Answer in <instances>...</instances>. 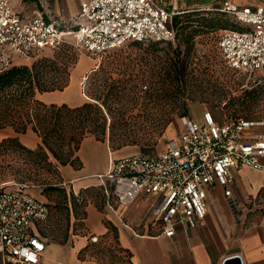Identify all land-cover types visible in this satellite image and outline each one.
Returning <instances> with one entry per match:
<instances>
[{
	"label": "built area",
	"instance_id": "obj_1",
	"mask_svg": "<svg viewBox=\"0 0 264 264\" xmlns=\"http://www.w3.org/2000/svg\"><path fill=\"white\" fill-rule=\"evenodd\" d=\"M209 9V8H208ZM219 10L232 17L238 29H225L216 48L225 65L244 74L247 83L263 69L254 84L264 86V5L240 7L225 2ZM176 9L157 0H79L74 25L58 22L41 12L20 18L11 0H0V70L18 58L64 43L80 45L99 64L101 57L128 41L176 39L172 24ZM83 83V82H81ZM83 88V86H82ZM264 121L228 119L204 109L200 119L183 115L177 137L157 153L136 152L116 158L99 174L107 197L128 205L140 195L152 197L150 210L167 236L179 223L194 225L207 211V188L223 187L233 213V171L242 165L262 168ZM107 182L112 188H107ZM31 184L14 182L0 188V264H41L45 249L34 225L49 215V207L31 192ZM93 236L92 240L96 241Z\"/></svg>",
	"mask_w": 264,
	"mask_h": 264
},
{
	"label": "crops",
	"instance_id": "obj_2",
	"mask_svg": "<svg viewBox=\"0 0 264 264\" xmlns=\"http://www.w3.org/2000/svg\"><path fill=\"white\" fill-rule=\"evenodd\" d=\"M30 1L11 0L20 18L27 19L41 12L61 23L74 25L77 21L79 0H62V6L54 10L57 18L46 15L43 10L30 13L27 5ZM157 1L165 8L173 7L178 11L215 8L225 2L240 7L264 5V0ZM94 65L92 59L79 58L64 89L36 92V97L45 103L82 104L85 99L81 96L79 85ZM8 136H18L30 148L40 143V137L30 127L25 133H16L9 126L1 127L0 139ZM121 149L112 150L108 139L99 140L88 135L75 152L74 163L57 166L61 184L72 188L75 195L82 189L96 186L101 191L102 201L85 204L81 218L82 232L69 237L66 235L65 241H60L62 238L50 239L39 231L38 225L45 220L34 225V232L45 242L41 264H105L95 256L94 247L109 232L113 233L117 245L127 254L128 264H223L227 257L234 255L240 257L242 264H264V166L242 165L233 171L231 191L238 203L237 215L230 209L223 187L215 183L207 188L204 218L194 225L179 223L174 235L167 236L162 232L160 223L153 219L150 210L152 197L140 195L132 203L123 205L115 197L106 196L98 175L106 173L112 161L123 156H115V152ZM260 162L264 165V156ZM107 188L111 190V182H107ZM93 236L97 237L96 241L92 240Z\"/></svg>",
	"mask_w": 264,
	"mask_h": 264
},
{
	"label": "rangeland",
	"instance_id": "obj_3",
	"mask_svg": "<svg viewBox=\"0 0 264 264\" xmlns=\"http://www.w3.org/2000/svg\"><path fill=\"white\" fill-rule=\"evenodd\" d=\"M62 0H31L27 3L30 13L34 11H44L46 15L57 18L54 14L56 7L62 6ZM206 7V6H205ZM209 7V6H208ZM215 10L199 8L195 9L188 19L193 20L191 27L182 31L179 26L178 37L172 42V48L178 47L180 55L187 50L190 52V60L197 70L195 76L198 77L196 87H193L194 101L189 105L185 115L191 118L200 119L204 109L211 110L216 115H224L228 118H244L254 121H264V86L254 84V81L261 76L262 68L256 70L253 77L247 83V78L239 71L226 67L216 48L218 38L225 29H234L230 16H220V22L228 23L227 28L211 29L204 28L199 17L210 16ZM183 15V14H181ZM187 17L181 18L186 21ZM180 25V23L178 24ZM197 29L199 33L185 43L183 40L187 32ZM154 40H144L140 43L128 41L122 46L106 52L100 59L98 80L88 82V75L82 77L81 85L85 84L86 97L81 94L86 101H92L90 95L100 94L99 103H104L103 109L110 113L113 120L114 131L122 134L121 137L132 144L121 147L116 155H129L136 152L157 153L162 151L168 142L177 137L179 121L181 116L177 94L167 90L159 84L158 89L148 82L130 81L127 84V94L121 96L108 97L105 101L107 87L103 84V76L110 70V61L123 55L144 56L149 60L155 56H162L168 51V44L157 42L158 50L152 51L151 44ZM42 56H48L59 65L73 66L77 64L79 58L92 57L85 52L80 45L68 44L63 48L53 51L43 49L24 60H18L15 64L28 65ZM151 60H149L150 62ZM92 63L94 60L92 59ZM96 66V67H97ZM114 79L121 78L119 69H114ZM141 68H135V72L140 73ZM118 85L119 83H114ZM173 118L165 127L166 117ZM110 123V120H108ZM8 127V126H5ZM11 127V126H9ZM4 128V127H2ZM255 131H264V124L254 128ZM108 135L106 136V138ZM117 150V149H116ZM76 152V151H75ZM75 152L73 157H75ZM122 157V156H121ZM53 159V158H52ZM116 159V158H115ZM0 188L8 187L14 182H27L32 186L30 192L33 193L49 207L47 219L38 225L39 231L50 239H61L65 235L79 234L82 232L83 209L88 202L100 203L102 194L98 187L91 186L82 189L75 195L68 186L61 184L58 170L55 166H44L41 163L35 164L30 157L18 152H8L0 157ZM32 193V192H31ZM71 194L76 198L73 200ZM95 256L105 264H128L127 254L122 251L115 241L113 233L109 232L106 237L97 242L94 247Z\"/></svg>",
	"mask_w": 264,
	"mask_h": 264
},
{
	"label": "trees",
	"instance_id": "obj_4",
	"mask_svg": "<svg viewBox=\"0 0 264 264\" xmlns=\"http://www.w3.org/2000/svg\"><path fill=\"white\" fill-rule=\"evenodd\" d=\"M193 11L183 10L173 15L172 24L176 30V39L179 26H181L182 31L191 27L190 24L192 23L190 22L193 20L188 18L193 14L191 13ZM215 11V13H210V16L199 17L202 21L200 24L204 28L213 30L227 28L228 23L220 22L219 15H229L219 10ZM184 17H187L186 21L181 20ZM231 20L232 25H236V27L233 25L234 29H238V23L232 17ZM179 23L180 25H178ZM197 33H199L197 29H192L191 32L186 33L183 40L188 43ZM133 42L140 43L141 41L133 40ZM155 42L151 44L153 52L158 50L155 46L157 42L167 43L168 51H165L162 56L150 58V62L147 57L129 54L110 61V70L105 73L102 79L104 86L107 87L105 101L108 97L127 94L128 87L125 83L130 81L134 82L133 84L138 81L148 82L155 86V90L160 88L158 87L159 84L161 86L166 84L162 87L177 94L180 106L178 116H183L186 114L190 103L194 101L193 87L199 85L195 72L199 69L192 65L193 61L190 60L188 50L180 55L178 47L170 51L172 42ZM68 44L71 43H64L58 48L49 50L56 51ZM137 67L142 69L140 73L135 72ZM115 68L119 69V74L122 75L117 80L114 79ZM100 70L101 67L99 68V66L93 67L88 75V82H96ZM70 73V66L67 63L59 65L58 61L48 56L34 60L30 66L14 63L0 70V128L11 126L16 133H25L30 127L40 137V143L35 148L23 144L18 136L1 138L0 157L13 151L25 154L35 164L41 163L44 166L57 168L58 165L74 163L76 160V157H73L74 152L78 150L83 138L88 135H93L99 140L108 139L112 150L133 143L127 142L121 137L122 134H117L114 131L110 113L103 109L104 103L98 102L100 94L90 95L92 101L84 100L82 104L77 106H71L67 103H45L36 97V92L64 89L69 83ZM114 83L119 84L115 85ZM81 94L86 97L85 84L81 88ZM172 118V116L166 117L165 127ZM71 198L76 199L73 194H71ZM66 239L67 236L65 235L60 241Z\"/></svg>",
	"mask_w": 264,
	"mask_h": 264
},
{
	"label": "water",
	"instance_id": "obj_5",
	"mask_svg": "<svg viewBox=\"0 0 264 264\" xmlns=\"http://www.w3.org/2000/svg\"><path fill=\"white\" fill-rule=\"evenodd\" d=\"M223 264H242L241 259L238 255L227 257Z\"/></svg>",
	"mask_w": 264,
	"mask_h": 264
}]
</instances>
